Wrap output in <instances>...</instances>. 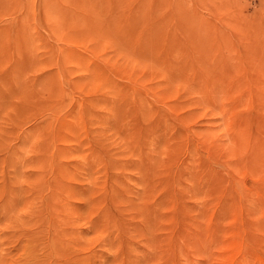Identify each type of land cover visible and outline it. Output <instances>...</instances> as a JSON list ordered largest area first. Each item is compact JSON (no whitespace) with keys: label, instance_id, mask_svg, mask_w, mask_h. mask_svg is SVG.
<instances>
[{"label":"rangeland","instance_id":"rangeland-1","mask_svg":"<svg viewBox=\"0 0 264 264\" xmlns=\"http://www.w3.org/2000/svg\"><path fill=\"white\" fill-rule=\"evenodd\" d=\"M75 263L264 264V0H0V264Z\"/></svg>","mask_w":264,"mask_h":264},{"label":"bare ground","instance_id":"bare-ground-1","mask_svg":"<svg viewBox=\"0 0 264 264\" xmlns=\"http://www.w3.org/2000/svg\"><path fill=\"white\" fill-rule=\"evenodd\" d=\"M163 183V182H162ZM147 195V194H146ZM145 209V208H144ZM99 219V218H98ZM96 223V222H95ZM116 229V228H115ZM109 231H111V230H109ZM117 234V233H116ZM115 234V235H116ZM114 236V235H113ZM112 236V237H113ZM65 248V247H64ZM82 249V248H81ZM83 250V249H82ZM76 251V250H75ZM66 252V253H65ZM70 252V251H69ZM74 253V252H73ZM65 254V255H64ZM67 254V255H66ZM82 254V253H81ZM63 255L65 256V257H67L68 258V256H72V253L70 252V254L68 255V253H67V251H65V249H64V252H63ZM70 259V258H69ZM77 260V259H76ZM78 262V261H77ZM76 264V263H75Z\"/></svg>","mask_w":264,"mask_h":264}]
</instances>
